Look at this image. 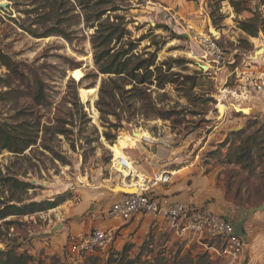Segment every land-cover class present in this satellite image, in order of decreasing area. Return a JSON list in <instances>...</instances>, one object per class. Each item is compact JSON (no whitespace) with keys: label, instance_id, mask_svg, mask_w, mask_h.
Wrapping results in <instances>:
<instances>
[{"label":"rangeland","instance_id":"374dc122","mask_svg":"<svg viewBox=\"0 0 264 264\" xmlns=\"http://www.w3.org/2000/svg\"><path fill=\"white\" fill-rule=\"evenodd\" d=\"M230 1L0 0L7 4L0 11V55L12 64L7 69L0 61V128L14 144H0V201L65 197L52 210L0 222V251L20 244L39 264H70L74 232L99 228L102 213L132 183L114 168L116 152L147 178L170 172L160 191L174 189L173 199L225 204L250 224L246 241L254 246L237 259L219 257L207 250L212 240L204 247L196 237L175 235L162 219L139 216L119 221L110 245L80 264H264V98L240 95V72L231 78L198 72L188 50V35L213 28L239 69L264 54V0H242L240 14ZM254 16L260 24L252 38L239 24ZM116 28L123 38L110 40ZM124 56H134L133 66L153 63L133 73L144 84L129 74L100 73L105 60ZM225 81L247 101L234 93L223 97ZM235 105L250 113H236ZM138 132L143 138L136 143ZM237 132L244 134L233 137ZM255 134L263 143L251 162L226 165L228 147Z\"/></svg>","mask_w":264,"mask_h":264},{"label":"built area","instance_id":"2783aa9c","mask_svg":"<svg viewBox=\"0 0 264 264\" xmlns=\"http://www.w3.org/2000/svg\"><path fill=\"white\" fill-rule=\"evenodd\" d=\"M0 11L2 8L0 6ZM189 55L195 62L198 72L208 76L227 74L229 78L240 72V87L245 91L240 92L243 97L251 92L257 98H264V54L260 58L248 59L250 62L239 69L231 55H227L220 44V38L212 36L209 32L188 35ZM262 41L259 40V43ZM206 65V71L202 67ZM230 70V73H229ZM225 81L223 94H239L235 87H227ZM119 165L128 173L126 179L138 183V193L132 195L119 194L109 208L102 213V218L118 220L127 223L139 216H152L165 221L178 237H196L206 247V241L212 240L213 245L208 251L219 257L237 259L243 255L247 241L239 235L234 227L222 216L211 211L208 206L188 204L160 193V188L170 183V172H157L152 178H147L131 167L125 158L118 159ZM113 232L101 228H93L88 233L73 237L68 243L70 264H80L83 256L104 251L111 243Z\"/></svg>","mask_w":264,"mask_h":264},{"label":"trees","instance_id":"16d2710c","mask_svg":"<svg viewBox=\"0 0 264 264\" xmlns=\"http://www.w3.org/2000/svg\"><path fill=\"white\" fill-rule=\"evenodd\" d=\"M241 1H239L238 3L235 2V0L230 1L231 7L234 9L235 13L237 14H240L241 12L245 11L243 6H241V4H244V2ZM259 24H260L259 17L254 16L248 22L240 23L239 29L248 36L255 38L257 37V34L259 32V28H258ZM108 37H110V40L112 39L119 40L123 38V34L116 28V30L114 29L109 32ZM0 56H1L0 61L2 62V65L5 66L7 69H12L11 60L5 57L4 55H0ZM133 57L134 56L122 58L119 61L116 62L114 61V63H112L113 61L107 63L108 60H105L106 62L103 65L99 66V71L101 74H105V75L121 76V75L129 74L132 77L133 81H138V83L144 84L145 82L143 77L137 78V76L133 73L140 70L146 71L153 65V63L143 60L138 65L133 66L132 64ZM94 60L96 65H100V63L103 61V57L97 54L94 56ZM243 132H237L233 135V137H237V138L241 137L244 134ZM12 141L13 140L11 138L4 135V130L1 127L0 144L5 148L11 147V145H14ZM261 143H263V140H261V138H259L257 134L246 137L243 140V142L240 143V145L236 147L233 146L228 147L227 152L224 156V163L226 165H243V163L245 162L246 163L251 162L252 156L255 154L253 153L254 149L261 146L262 145ZM4 180H0V183L3 182ZM9 182H10V186L13 188L21 187L23 189H29L28 184H24L16 180H9ZM12 202L13 200H8V199H4L3 201H0V222L4 226H8L11 224L10 222L5 221L8 217L11 216L22 217L26 215L52 210L58 207L63 202H65V197L60 196L57 197L55 200L49 202H38V203L31 202L22 205H20L21 202H17L18 204H13ZM212 245H213L212 242L208 243V247H211ZM6 246L7 248L5 250L0 251V264H39L36 258L30 253V251L23 248L20 244H13L11 246L9 245ZM58 263L59 262H56V264ZM127 264H131V263H127Z\"/></svg>","mask_w":264,"mask_h":264},{"label":"crops","instance_id":"0c3cea01","mask_svg":"<svg viewBox=\"0 0 264 264\" xmlns=\"http://www.w3.org/2000/svg\"><path fill=\"white\" fill-rule=\"evenodd\" d=\"M236 98H239V97H236ZM174 192H175V190L172 189V188H169V189H161V191H160L161 194L166 195V196L171 195ZM176 199L179 200V201L184 202L183 200H181V198H178L177 197ZM185 203H187V202H185ZM193 205H196V204H193ZM207 206L211 209V211H213V213L224 217L234 227L235 231L239 235H241L244 239H246L248 241V238L252 237L253 233L251 232V234H249V230H248L250 228V226H249L250 224L249 223L248 224L247 223H244L243 222V217H241L240 220H237V219L234 218V216H231L228 213V208H227V206L225 204H222L220 206L215 205V204H209ZM108 208H106V210ZM100 222H99L100 225L98 226L99 228L105 229V230H111L113 233H115V231L121 225L118 220H107V219H103L102 218V221H100ZM250 230H251V228H250ZM74 234H75L74 237H80V236H82V235H84L86 233L84 232V233H82V235H80V233L74 232ZM248 246H254V245H250L249 243H247L245 250H247V247ZM243 255H244V253H243Z\"/></svg>","mask_w":264,"mask_h":264},{"label":"bare ground","instance_id":"6f19581e","mask_svg":"<svg viewBox=\"0 0 264 264\" xmlns=\"http://www.w3.org/2000/svg\"><path fill=\"white\" fill-rule=\"evenodd\" d=\"M2 4V3H1ZM210 33L214 36V37H218V33H217V31L215 30V29H213V28H210ZM263 49H261L260 50V52L259 53H263ZM258 53V54H259ZM262 56V55H261ZM260 58V57H259ZM203 68H204V70H207V66H203ZM234 95H236L237 97H239V102L241 101V99H244L243 101H247V99H246V97L245 98H243V97H241L239 94H235L234 93ZM226 96V93H224L223 94V97H225ZM222 97V98H223ZM234 97V99H236V97L235 96H233ZM221 98V97H220ZM226 99V98H225ZM236 101V100H235ZM218 111H219V115L223 118L224 117V115H225V113H226V110H227V107H226V105H224L223 103H222V100L220 99L219 100V103H218ZM234 109H235V111L237 112V111H239L240 113L242 112L243 114H245V115H248L249 113H250V109H248L247 107H243V109L242 108H240L239 106H236L235 105V107H234ZM240 109V110H239ZM133 137H134V140H135V142L136 143H139L140 141H141V138H143V134L142 133H140V132H138V133H136V134H133ZM115 155V161L113 162V166H114V168L117 170V172L118 173H120L121 174V177L122 178H125L126 179V177L128 176V173H127V171H125L120 165H119V161H118V159L120 158V157H124V156H122V155H117V153L115 152L114 153ZM132 166V165H131ZM132 169H134V166H132L131 167ZM139 176L140 177H142V175H140L139 174ZM141 185V181H138V183H135V182H132L130 185H129V189L128 190H125V191H127V192H131V191H134L135 192V194L136 193H138V186H140ZM124 186V185H123ZM118 186H116L115 188L116 189H118L117 188ZM128 187V186H127ZM114 188V189H115ZM126 192V193H127Z\"/></svg>","mask_w":264,"mask_h":264},{"label":"water","instance_id":"95a60500","mask_svg":"<svg viewBox=\"0 0 264 264\" xmlns=\"http://www.w3.org/2000/svg\"><path fill=\"white\" fill-rule=\"evenodd\" d=\"M1 8L4 9V10H7V4L2 3V4H1ZM236 113H240V112H236ZM117 188H118V187H117ZM115 190H116V188H115V189H111L112 192H114ZM120 194L128 195L127 193H124V192H121ZM258 209H260V208H258ZM58 228H59V226L57 227V229H58Z\"/></svg>","mask_w":264,"mask_h":264}]
</instances>
